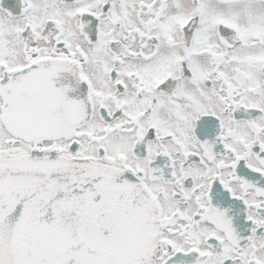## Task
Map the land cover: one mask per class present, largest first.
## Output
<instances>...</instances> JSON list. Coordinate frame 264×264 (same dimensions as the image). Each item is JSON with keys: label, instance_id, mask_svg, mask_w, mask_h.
<instances>
[{"label": "snow or ice", "instance_id": "snow-or-ice-1", "mask_svg": "<svg viewBox=\"0 0 264 264\" xmlns=\"http://www.w3.org/2000/svg\"><path fill=\"white\" fill-rule=\"evenodd\" d=\"M0 264H264V0H0Z\"/></svg>", "mask_w": 264, "mask_h": 264}]
</instances>
